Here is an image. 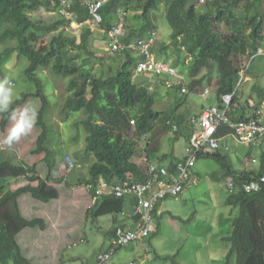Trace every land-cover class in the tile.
<instances>
[{
  "label": "trees",
  "instance_id": "obj_1",
  "mask_svg": "<svg viewBox=\"0 0 264 264\" xmlns=\"http://www.w3.org/2000/svg\"><path fill=\"white\" fill-rule=\"evenodd\" d=\"M196 1L107 0L102 8V26L103 29L111 27L118 21V14L122 11L127 13V40L148 36L156 29L150 12L165 3L172 29L171 45L179 59L181 53L191 57L186 74L193 79L215 66L218 74L217 105L222 106V95L233 92L240 79V55L254 54L260 47H264V0H210L203 4V12L198 10ZM57 3L58 0H0V44L16 42L12 49L19 56L29 60L25 75L37 84L35 92L24 94L22 98L11 103L8 112L0 113V126L5 129L10 122V112L17 111L28 98H40L41 108L37 111L35 125L41 128V133L33 152L45 153L44 158L49 161L50 149L47 142L50 130L45 117L50 108V101L37 70L51 67L55 75L69 78L70 93L62 113L68 118L72 113L85 112L86 117L78 121L76 126L84 128L85 150L96 159L90 169L89 178H78L72 185L82 186L100 176L110 181L122 182L127 180L129 173H132L134 178L143 180L146 177L143 169L133 161L138 143L137 135L151 133L154 129L156 133L160 132L156 125L161 114L154 107L156 98L149 88L134 81L135 66L139 59L127 53L115 73L105 76L103 72H96L95 65L100 62L97 63L95 59L91 28H84L78 38L67 30V27L71 26L70 21L59 14H56L58 18L50 22L37 16L36 13L41 10L56 13ZM71 3V12L78 22L89 19V11L81 0H71ZM132 11H139L140 14H136V18H143L146 23L137 28L130 26L128 15ZM45 36L49 37V42L39 45L38 41ZM12 49L6 47L0 54V65L4 56ZM262 58L264 61V56L259 57L260 60ZM184 77L188 79L185 75ZM188 86L194 88L193 85ZM178 90L180 91L179 88ZM253 90L255 96L251 95L250 98L257 100L256 105L259 106L264 99V85L257 81ZM239 96L240 93H237L234 104L228 111V116L234 121L247 118L246 109H250L249 113L252 112L248 102L244 105L239 103ZM180 114L184 115H180L181 117H186L184 113ZM132 120H136L137 133L132 131ZM176 120L179 119L175 117L174 121L177 122ZM171 122L173 123L172 120ZM177 124L182 129L186 126L185 123ZM165 127L173 133L178 132L173 131L166 121ZM187 137H190V133ZM222 149L228 150L229 147L202 149L197 161L200 158L213 159L230 177L225 204L238 209V214L232 216L231 233L222 237L224 242L230 244L227 262L224 264H229L233 255L236 264H264V183L259 191L247 193L242 189L244 183L264 176V146L259 165L252 170H247L249 166L246 164L244 168L234 169ZM10 155L17 161L9 159ZM66 157L72 160L69 154ZM68 160L63 161V164L69 170ZM59 166L48 162L49 170L43 178L36 163L28 164L19 158L15 150L0 148V264H38L23 253L17 236L28 227L45 230L47 224L42 217H26L22 212L21 198L30 194L42 202L58 199V184L67 185L69 181V175L54 176V168ZM75 167L70 170H75ZM174 167L175 162L170 170L174 171ZM20 178H25L26 185L12 189L13 182ZM230 184L234 187L232 192ZM126 199L131 198H100L95 205L88 208L87 215L98 218L111 214L116 220L122 213H129L125 210L130 204ZM133 203L131 199V206H134ZM155 230L156 227L147 239ZM111 235L115 238V226Z\"/></svg>",
  "mask_w": 264,
  "mask_h": 264
},
{
  "label": "rangeland",
  "instance_id": "obj_2",
  "mask_svg": "<svg viewBox=\"0 0 264 264\" xmlns=\"http://www.w3.org/2000/svg\"><path fill=\"white\" fill-rule=\"evenodd\" d=\"M196 2L198 10L203 12V5H199L198 0ZM36 14L46 22L58 18L57 13L45 10H41ZM132 14L130 20H128L130 26L137 25V27H140L146 23L143 18L137 19ZM149 15L154 25L157 26L159 37V41L154 45L153 52L157 58L174 64L178 72L184 71L182 74L190 79L186 74L189 65L184 63L183 53H181L180 59H177L179 56L171 45L172 29L167 18V5L163 3L157 10L150 12ZM67 30L79 38L83 29L81 30L77 28L76 24H73L71 27H67ZM91 39L92 47L96 52L95 59L97 63L99 61L102 64L95 65L96 72H103L105 76L115 73L127 53L121 56L107 50L103 26L93 30ZM48 42L49 37L45 36L40 38L38 44L44 45ZM15 45V41L7 45L0 44V54L6 47L12 49ZM254 54L240 55L242 65L251 61L250 73L248 72L241 88L243 93L246 92L248 96H255L253 90L255 82L258 81L264 85V61L263 58L262 60L259 59L261 56L252 59ZM29 63L26 57L19 56L12 49L4 56L0 65V80L8 79L10 81L14 91L13 101L22 98L24 94L33 93L37 90V84L25 75V69L29 66ZM37 74L50 101V108L45 117L50 130L47 142L50 149L48 162L60 165L63 161L68 160L66 156L69 154L76 166L82 164V168H85V170L91 169L96 159L93 155L87 154L85 150L86 132L84 128L76 126L79 123L78 121L86 117L85 112L72 113L68 118L62 113L65 100L70 93L68 90L69 78L55 75L51 67L38 69ZM217 75L215 66L210 71L201 72L195 77L198 87L195 86L196 88H193L188 95H183L177 88L169 89L160 83L157 89H149L156 98L154 107L161 114L157 128L160 130V137L164 140L161 153L164 154V159H167L168 162L174 156H186V149L190 141L187 136L189 133L191 134L192 129L189 124L191 118L199 115L201 108L218 104L215 89ZM148 77L140 74L134 77V81L139 84L141 80L148 81L150 78ZM156 79L154 77V80ZM205 88H209L211 92L203 96L202 92ZM26 107H32L37 112L41 108L40 98H28L17 111H22ZM180 113L190 115L188 125L185 126L187 133L186 131H182V134H179V132L173 133L171 129L165 127V121L172 120L175 122V117L179 119L176 120V123L183 125L185 117L181 118L180 115L183 114ZM11 126V121L5 129L0 126V148L15 150L18 156L22 157L28 164L36 163L41 175L46 177L49 167L44 158L45 153L36 154L33 152L36 149L41 128L34 124L30 133L22 136L19 141L14 142L9 147L3 141L7 137ZM152 134L153 132H151ZM225 142L228 144L229 149H222L221 151L227 155L234 169L244 168L245 164L255 169L258 167L262 148L246 146L231 137H227ZM8 158L14 162L17 161L12 155ZM253 158H255L254 162ZM166 166H169V164ZM192 170L197 173L195 182L190 184L188 182L184 193H195L193 197L190 195L186 200L175 201L172 198L166 200L171 205L182 203L178 205L180 209L177 210L182 218L173 217L169 214L157 217L158 231L147 240L149 260L152 264H224L227 262L226 256L230 244L224 242L222 236L231 233V219H233L232 216L238 214V209L230 206L220 207L219 199H216L213 193H223V197H226L229 193L230 177L225 174V171L215 160L210 158L198 159ZM84 174L77 167L75 172L72 173V178ZM73 183L74 181L70 179L68 181L69 185H66L67 188L69 189ZM15 185L21 184L15 182ZM63 185L65 184H62L60 193L66 192L72 195L77 192H85L86 195L89 193L84 186H76V192H71L66 188V190H63ZM87 199L90 201L89 194ZM21 205L24 206L26 217H42L47 224L45 230L38 227H28L17 236L23 253L33 262L39 264H99L100 253L109 250L110 239L107 232L113 226V215L93 218L85 214L87 209L81 215L78 210L76 213L74 205L70 208L67 202L63 204L62 197L59 198V201L42 202L34 199L30 194H25ZM132 259H134L132 253L128 252L127 248H123L115 257L107 260L104 264H121ZM229 264H236L235 255L231 257Z\"/></svg>",
  "mask_w": 264,
  "mask_h": 264
},
{
  "label": "built area",
  "instance_id": "obj_3",
  "mask_svg": "<svg viewBox=\"0 0 264 264\" xmlns=\"http://www.w3.org/2000/svg\"><path fill=\"white\" fill-rule=\"evenodd\" d=\"M208 1L210 0H198V3L203 5ZM81 2L89 11L88 20L83 22L76 20L74 13L71 12V0H58L57 14L70 21L71 25L76 24L77 28L81 30L87 27L92 30L102 28L104 23L102 8L107 0H81ZM118 16V21L115 24L104 29L107 50L110 53L120 55L131 53L139 59L135 67L137 75L159 77L169 89L179 88L182 94H189L191 91L189 84H186L184 75L178 72L174 64L157 58L153 52L154 45L159 40L157 29L148 36L127 40V13L120 11ZM259 55H264L262 48L258 49L252 59ZM250 62L242 65L240 79L235 90L222 95V106H207L199 115L191 118L189 124L192 129L189 145L186 149L187 154L175 163L174 171H170L167 166L161 165L145 155L140 165L146 176L143 180H138L134 178L132 173H129L127 180L122 182H111L99 177L84 185L89 192L93 191L90 206L95 205L103 197L132 198L134 201V206H131L129 210V218L135 217L137 225L135 227L123 224L116 226V235L112 246L107 252L100 253L99 264H104L109 260L118 247L142 241L152 233L155 228L154 213L157 204L168 197L178 196L183 192L188 182H195L192 168L202 149H218L220 146L228 149V144L225 142L227 137H232L235 141L253 148L264 146V99L257 106V100L249 98L247 102L252 112L243 120L234 121L228 116V111L234 104V98L246 79ZM209 92V89H205L202 95L206 96ZM131 123L133 130L136 131V121L133 120ZM167 124L171 126L173 131H180L179 124L172 123L170 120L167 121ZM140 138L143 142L151 143L149 133H143ZM67 162L69 169L76 166L71 159ZM263 183L264 176H261L244 183L242 189L247 193L259 191L262 189ZM230 186L232 192L234 187L232 184ZM128 264H147V262L136 259Z\"/></svg>",
  "mask_w": 264,
  "mask_h": 264
},
{
  "label": "crops",
  "instance_id": "obj_4",
  "mask_svg": "<svg viewBox=\"0 0 264 264\" xmlns=\"http://www.w3.org/2000/svg\"><path fill=\"white\" fill-rule=\"evenodd\" d=\"M262 8H264V3L262 4ZM131 13H133L132 15H139L140 12L139 11H132ZM131 13H129V16L131 15ZM153 22V21H152ZM156 26V25H155ZM134 28H137V25L134 26ZM156 29H157V26H156ZM147 36V35H145ZM159 41V40H158ZM134 56V55H133ZM183 60H184V63L186 65H190V62H191V57L188 56L186 53H183ZM187 56V57H185ZM135 57V56H134ZM179 59V58H177ZM188 70V68H187ZM149 78V77H148ZM186 79V78H185ZM196 78L194 77L193 79H186V84H190V85H193L194 88L198 87L197 83H196ZM155 82V83H153ZM245 82V81H244ZM141 84L145 85V86H148L150 89L152 90H155L157 89V86L159 85V81L158 79L154 80V79H149L148 81H142L140 82ZM157 84V85H156ZM215 85L217 86V78H216V83ZM243 85V84H242ZM196 86V87H195ZM191 90H193V88L190 86L189 87ZM242 88V87H241ZM216 89V87H215ZM240 93V96H239V103L242 105L245 104V102H247V100L250 98L249 96L251 95H247V93H243V90L241 89L239 91ZM244 99H246V101H244ZM205 107L201 108V110L199 111V113L204 109ZM245 113H246V116L250 115L249 113V109H246L245 110ZM181 117V116H180ZM189 117L190 115L186 113V117L184 119V123L187 124L188 123V120H189ZM182 118V117H181ZM188 125V124H187ZM157 126V125H156ZM158 127V126H157ZM159 130V128H157ZM160 131V130H159ZM182 131H186L187 133V129L184 127L180 132L179 134H182ZM150 136H151V143L148 144L146 142H138L137 143V149H136V152H135V157H134V162H137L138 164H142L143 162V157L145 155L149 156L150 158H152L154 161H156L157 163L161 164V165H168L167 167H169V169H171V166H172V163L173 162H177L178 160H181L183 157H177V156H174L172 158V160L170 162H168V160L164 159V154L161 153V148H162V142H164V140H162V137L160 132H157L156 133V130L154 129L153 131V134L151 135L150 133ZM181 136V135H180ZM232 138V137H231ZM152 153H155L152 155ZM20 159H22V157H19ZM23 161H25L24 159H22ZM173 161V162H172ZM27 163V162H26ZM167 163V164H166ZM247 166H249L248 164H246ZM64 166V167H63ZM79 168V170L82 171V174H84L83 176L80 175V176H75L72 178V173L75 172V170H68L66 169V166L62 163L60 164L59 168L55 167L54 168V176L55 177H59V175H66L68 176V179H72L73 181L77 180L78 178H83V179H87L89 178L90 176V169L89 170H85V168H82V164H77V166L75 167L76 168ZM64 170H62V169ZM254 169V167H248L247 170H252ZM78 170V169H77ZM72 171V172H71ZM192 173L196 179V171L192 170ZM43 178H45L43 176ZM25 178H20V179H17L13 182L12 184V189H15L16 187H20V186H23V185H26V181H24ZM15 182H17V184H21V185H18L16 186L15 185ZM190 184V183H188ZM59 188H60V192H61V186L62 184H58ZM75 187L76 186H73L71 184V187L68 189L66 184L63 185V190H70L71 192H76L75 191ZM66 188V189H65ZM88 194L90 195V201L87 199V196ZM87 195L85 194V192H77V193H73V195L71 193H60V197H62V202L63 204L65 202H67L71 208V206L74 205L75 207V210H76V213H77V210L81 213L86 211V209L88 210V208L90 207V204L92 202V193H88ZM195 193H181L179 196L177 197H169L167 199H164L162 201H160L158 204H157V208H156V211H155V226H156V230L154 233H156L158 231V226H157V217H161L163 216L164 214H169V215H172L173 217L175 216H178L180 218L181 215H179V213H177V210H179L180 208H178V205L179 204H182V203H179L178 205H171L170 202H166V200H169L170 198L174 199L175 201H178L180 199L182 200H186L190 195H194ZM215 195V198L216 199H219V203H220V207H224L226 206L225 204V197H223V193H213ZM59 197V198H60ZM195 197V196H194ZM59 198L58 199H55V200H58L59 201ZM132 199V198H131ZM131 199H126L127 203H130L128 204V206L126 207V212H129L130 208H131ZM24 200V195L22 196L21 198V202H23ZM133 201V199H132ZM21 208H22V212L23 214L25 215V212H24V206L21 205ZM87 215V212L85 213ZM129 215L130 213L126 214V215H119L116 220L113 219V226L109 229V231L107 232V235L109 236V239H110V245H109V249L111 248L112 246V243H113V239H114V235H111V230L112 228L117 225H120V224H123V225H131L132 227H135L137 224L135 223V220H137L135 217H132V218H129ZM232 220V219H231ZM116 221V222H115ZM22 233V232H21ZM153 233V234H154ZM224 237V236H222ZM147 240H142V241H138V242H134V243H131L127 246H124V247H118L114 253L112 254V257H115V255L121 251L123 248H127V251L132 253V257L134 259L132 260H128L127 262H124V263H121V264H128L130 261H133V260H136V259H142V260H146L147 264H152L151 261L149 260V253H148V250H147ZM223 240V238H222ZM105 252V251H104ZM110 258V259H111ZM39 264V263H38ZM55 264V263H54Z\"/></svg>",
  "mask_w": 264,
  "mask_h": 264
},
{
  "label": "clouds",
  "instance_id": "obj_5",
  "mask_svg": "<svg viewBox=\"0 0 264 264\" xmlns=\"http://www.w3.org/2000/svg\"><path fill=\"white\" fill-rule=\"evenodd\" d=\"M57 13V12H56ZM264 50V47H260ZM258 51V50H257ZM257 53V52H256ZM255 53V54H256ZM133 56V55H132ZM259 56H264V55H259ZM134 57V56H133ZM137 59V57H134ZM251 65V64H250ZM136 67V66H135ZM250 68V67H249ZM249 70V69H248ZM248 70L246 73V76L248 74ZM135 76H137L136 74V70H135ZM134 76V77H135ZM150 77V76H149ZM158 79V81L160 82V84H163V82L161 81V79L159 77H155ZM149 79H154L152 77H150ZM244 83V82H243ZM140 85H143L141 83H139ZM164 85V84H163ZM149 88V87H148ZM150 89V88H149ZM178 89V88H177ZM205 89H209V88H205ZM204 89V91H205ZM210 90V89H209ZM241 90V88H240ZM239 90V91H240ZM191 91V89H190ZM204 91L202 92V94L204 93ZM211 92V91H210ZM209 92V93H210ZM190 94V93H189ZM183 95H188V94H183ZM204 96V95H203ZM13 98H14V91H13V87L10 83V81L8 79H4V80H0V113L3 112H8L9 111V106L11 105V103L13 102ZM254 99V98H253ZM248 101V100H247ZM9 119L12 122V126L8 132L7 137L4 139L3 143L8 145L9 147L12 146V144L16 141H19L20 138L24 135H27L28 133H30V131L33 128V125L36 122L37 119V112L34 108L32 107H26L24 108L22 111H16V110H12L9 114ZM133 121V120H132ZM131 121V122H132ZM136 121V120H135ZM174 123V122H173ZM176 123V122H175ZM131 127H132V131L134 133H137V130L134 131L133 130V126L131 123ZM180 131H181V127H180ZM178 131V132H180ZM150 134V132H149ZM137 135V134H136ZM191 135V134H190ZM141 135H137V141L138 142H143L141 140ZM190 138V137H189ZM150 140H151V136H150ZM262 148V147H260ZM135 157V156H134ZM253 162L255 161V158L252 159ZM134 161V158H133ZM156 162V161H155ZM136 164H138L137 162H134ZM140 166V164H138ZM141 167V166H140ZM169 168V167H168ZM171 171V170H170ZM102 177V176H100ZM99 178V177H98ZM97 178V179H98ZM104 178V177H103ZM96 180V179H95ZM107 180V179H106ZM94 181V180H93ZM110 181V180H109ZM111 182H117V181H111ZM190 183V182H189ZM193 183V182H192ZM84 186V185H82ZM186 186V185H185ZM85 187V186H84ZM185 189V188H184ZM87 190V189H86ZM88 191V190H87ZM184 191V190H183ZM89 192V191H88ZM90 193V192H89ZM183 193V192H182ZM181 194V193H180ZM179 194V195H180ZM178 195V196H179ZM177 197V196H176ZM169 198V197H168ZM167 199V198H166ZM92 203V202H91ZM91 205V204H90ZM157 208V206H156ZM154 222H155V213H154ZM156 227V226H155ZM147 239V238H146ZM144 239V240H146ZM114 240V239H113ZM138 242V241H137ZM134 243V242H133Z\"/></svg>",
  "mask_w": 264,
  "mask_h": 264
}]
</instances>
